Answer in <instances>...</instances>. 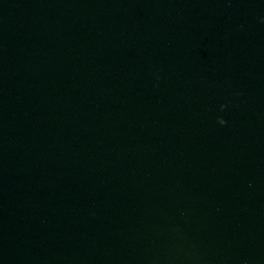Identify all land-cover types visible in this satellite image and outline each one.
Segmentation results:
<instances>
[{
    "label": "water",
    "instance_id": "1",
    "mask_svg": "<svg viewBox=\"0 0 264 264\" xmlns=\"http://www.w3.org/2000/svg\"><path fill=\"white\" fill-rule=\"evenodd\" d=\"M0 264H264V0H0Z\"/></svg>",
    "mask_w": 264,
    "mask_h": 264
}]
</instances>
